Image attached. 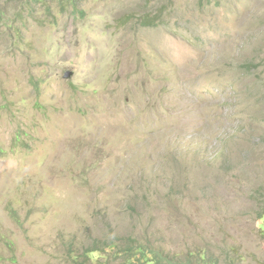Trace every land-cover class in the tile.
<instances>
[{"label":"rangeland","instance_id":"1","mask_svg":"<svg viewBox=\"0 0 264 264\" xmlns=\"http://www.w3.org/2000/svg\"><path fill=\"white\" fill-rule=\"evenodd\" d=\"M263 216L264 0H0V264H264Z\"/></svg>","mask_w":264,"mask_h":264},{"label":"trees","instance_id":"2","mask_svg":"<svg viewBox=\"0 0 264 264\" xmlns=\"http://www.w3.org/2000/svg\"><path fill=\"white\" fill-rule=\"evenodd\" d=\"M96 253H100L102 258L106 257L108 262L116 264H225L214 256L205 259L201 256L167 252L144 244L136 237H129L121 244L114 242L104 244L98 241L84 253L83 258L87 259L88 263L98 261L94 256ZM96 263L102 264L101 262Z\"/></svg>","mask_w":264,"mask_h":264},{"label":"water","instance_id":"3","mask_svg":"<svg viewBox=\"0 0 264 264\" xmlns=\"http://www.w3.org/2000/svg\"><path fill=\"white\" fill-rule=\"evenodd\" d=\"M72 76V73L71 72H67L66 74H65V78H69V77H71Z\"/></svg>","mask_w":264,"mask_h":264}]
</instances>
